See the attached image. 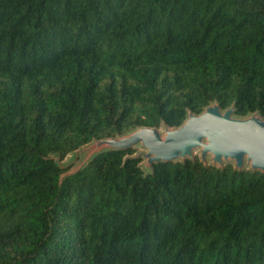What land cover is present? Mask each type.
Masks as SVG:
<instances>
[{"label": "trees", "instance_id": "1", "mask_svg": "<svg viewBox=\"0 0 264 264\" xmlns=\"http://www.w3.org/2000/svg\"><path fill=\"white\" fill-rule=\"evenodd\" d=\"M212 102L264 118V0H0V264H264V172L53 158Z\"/></svg>", "mask_w": 264, "mask_h": 264}, {"label": "water", "instance_id": "2", "mask_svg": "<svg viewBox=\"0 0 264 264\" xmlns=\"http://www.w3.org/2000/svg\"><path fill=\"white\" fill-rule=\"evenodd\" d=\"M233 109L231 105L222 110L212 102L197 114L188 112L177 127L162 124L160 131L158 127L139 126L114 137L92 140L73 152L87 151L82 166L98 153L140 144L144 151L134 156L142 157L143 166L149 170L159 162L192 160L198 150L203 163L208 162V156L209 163L217 167L230 162L235 169L264 172V118L258 113L235 116Z\"/></svg>", "mask_w": 264, "mask_h": 264}, {"label": "rangeland", "instance_id": "3", "mask_svg": "<svg viewBox=\"0 0 264 264\" xmlns=\"http://www.w3.org/2000/svg\"><path fill=\"white\" fill-rule=\"evenodd\" d=\"M159 130L162 131L161 126L159 127ZM135 147H136L137 152L144 151V148H142L140 146V144H137ZM86 154H87V151H82V152L80 151L77 153L71 152L63 160H59L57 155H53V158L55 159V161L59 165H66V167H70L69 168L70 171H73L74 169H76L77 167L80 166V164L84 160ZM194 154L199 155L198 150H195ZM206 158L209 162V157L207 156ZM143 162H144V159H143L141 165H142V168L144 170H146L145 167L143 166Z\"/></svg>", "mask_w": 264, "mask_h": 264}]
</instances>
